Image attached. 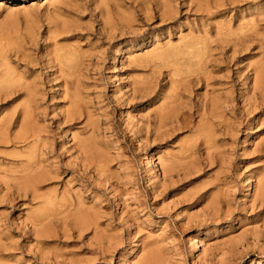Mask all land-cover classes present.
Wrapping results in <instances>:
<instances>
[{
    "label": "rangeland",
    "instance_id": "374dc122",
    "mask_svg": "<svg viewBox=\"0 0 264 264\" xmlns=\"http://www.w3.org/2000/svg\"><path fill=\"white\" fill-rule=\"evenodd\" d=\"M0 264H264V0H0Z\"/></svg>",
    "mask_w": 264,
    "mask_h": 264
},
{
    "label": "bare ground",
    "instance_id": "6f19581e",
    "mask_svg": "<svg viewBox=\"0 0 264 264\" xmlns=\"http://www.w3.org/2000/svg\"><path fill=\"white\" fill-rule=\"evenodd\" d=\"M228 25H229V24H228ZM255 88H256V87H255ZM29 137H30V136H29ZM27 138H28V137H27ZM83 140H84V139H83ZM39 143H40V141H39ZM37 148H38V147H37ZM33 153L35 154V152H33ZM30 161H31V160H30ZM33 161H34V160H33ZM33 161H32V162H33ZM36 161H37V160H36ZM29 163H30V162H29V160H28V165H29ZM35 164H36V163H35ZM35 164H34V165H35ZM29 167L32 168V167H33V163H31V164L29 165ZM27 168H28V167H27ZM13 176H14V175H13ZM17 176H18V175H17ZM2 177H3V176H2Z\"/></svg>",
    "mask_w": 264,
    "mask_h": 264
}]
</instances>
